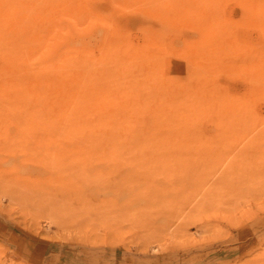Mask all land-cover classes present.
<instances>
[{
	"label": "rangeland",
	"instance_id": "1",
	"mask_svg": "<svg viewBox=\"0 0 264 264\" xmlns=\"http://www.w3.org/2000/svg\"><path fill=\"white\" fill-rule=\"evenodd\" d=\"M0 264H264V0H0Z\"/></svg>",
	"mask_w": 264,
	"mask_h": 264
}]
</instances>
